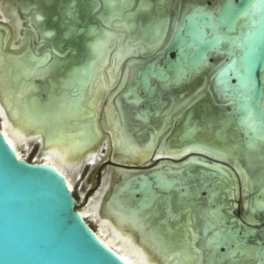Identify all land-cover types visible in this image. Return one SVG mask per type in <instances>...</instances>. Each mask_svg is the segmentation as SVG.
I'll use <instances>...</instances> for the list:
<instances>
[{
	"label": "water",
	"instance_id": "water-1",
	"mask_svg": "<svg viewBox=\"0 0 264 264\" xmlns=\"http://www.w3.org/2000/svg\"><path fill=\"white\" fill-rule=\"evenodd\" d=\"M84 1L82 5V0H64L60 13L43 11L40 8L42 0L29 6L33 7L30 8L31 14L24 19L27 23L31 18V23L40 32V38L36 43L24 44L14 56L22 58L27 52L42 53L45 50L42 56L52 54L53 68L42 79L26 77L23 92L30 95L29 101H25L28 108L32 98L33 105L43 111V115H53L62 102L78 103L81 98L80 85L88 81L91 67L100 56L98 45L119 33L123 37L114 53L127 50H134V53L125 60L127 63L130 61L131 76L118 98L132 107L130 111L134 112V118L146 122L150 109L156 116L163 115L159 105L154 103L156 98L160 96L167 105L170 97L164 93L175 89L176 97L184 98L187 90L182 87L199 76L203 79L201 85L195 86L183 101L192 99L185 111L203 91L221 111L222 118H228V129L239 145L235 149L246 155L253 148L259 155L257 159L264 156V0H175L172 12L169 10L166 15L159 14V10L154 8L155 3L158 5L163 1L151 0L156 15L155 24L160 22V27L164 22L166 24L165 29L157 27L158 32L149 33L140 32L133 25V15L143 4L139 0ZM228 3L233 6V11L227 23H224L221 17L224 15V5ZM72 4L77 9L78 22H68L75 24L78 35L65 40L62 33L67 18L63 13ZM85 6L86 14L83 13ZM197 9L211 13L214 19L197 14ZM42 11L45 12L42 15L46 22L40 20L38 23L36 19H41L39 12ZM166 17L167 21H164ZM120 24H123V28ZM28 25L29 22L23 29L24 40L29 38L31 31H27ZM54 31L60 33L62 42L50 45L45 42L46 34ZM27 64L33 65L31 62ZM66 81L67 86L64 85ZM136 106H139L138 109L134 108ZM195 134L193 128L180 131L178 126L172 137L178 135L188 142ZM188 154L173 161L187 163V160H192L189 163L200 165L198 173H192L190 169L185 171L188 178L197 179L199 184L182 185L177 177L167 179L168 173L154 169L167 158L155 160L153 156L152 160L160 162L130 175L132 181L128 195L139 205L148 207L157 200L155 189L162 190L164 187L159 184L166 180L169 189L180 192V198L187 195L183 201V205H190L188 209H183V213H186L193 205L199 209L209 202L213 195L212 188L218 187L224 175L231 179L232 185L228 189L232 190V194L227 189L222 190L220 196L204 208L207 216H210L208 208L224 210L223 227L216 231L223 230L222 235H210L212 241L219 240L212 247L217 255L216 264H223L227 257L241 260L242 264H264L256 251L247 257L239 253L231 255L238 244L242 247L249 243L254 247L260 244L259 249H264V240L257 232L264 229V211L262 207H257L258 203L264 204V184L251 195L250 202L254 208L250 207V210L253 215L244 214L240 200L243 188L237 169L230 162L206 153L192 151ZM119 167L138 170L136 166L126 164H119ZM261 171L264 173V163L260 165ZM236 183L239 189L237 196ZM190 187L192 191H189ZM192 192L203 193L194 198ZM236 204L239 205L238 210ZM167 205L170 208L171 203ZM254 209L259 212L255 213ZM162 211H166V207ZM180 213L176 212L174 217L180 219ZM166 215L169 216V212ZM247 217L255 220L254 224L251 225ZM248 227L252 228L251 231H248ZM0 264H127L100 239L80 214L76 197L66 178L44 162L19 158L1 127Z\"/></svg>",
	"mask_w": 264,
	"mask_h": 264
},
{
	"label": "bare ground",
	"instance_id": "bare-ground-1",
	"mask_svg": "<svg viewBox=\"0 0 264 264\" xmlns=\"http://www.w3.org/2000/svg\"><path fill=\"white\" fill-rule=\"evenodd\" d=\"M166 1L164 0L165 3ZM170 1V5L173 6L175 0ZM39 2L40 0H9L8 4L7 0H3L0 4L3 20L2 23L0 22V127L19 158L28 159L35 145L41 144V153L34 161L44 162L58 170L66 178L73 192L77 182L82 179L85 169L97 165L104 151L103 148L107 146L105 140L111 144L108 150L109 157L113 155L116 161L129 167L148 166L154 161L153 156L155 160L167 158L154 169L168 173L167 179L172 180V177H177L182 185L194 182L199 184L197 179L188 178L185 171L190 169L192 173H198L200 165L189 163L192 160H187V163L173 161L186 157L192 151L226 160L240 171L246 170L247 176L243 174L244 182L242 181L244 191L242 190L240 194L245 196V201L254 190L264 184L262 171L257 178L251 173V164L264 163V156L255 159L256 153L253 148L245 155L235 149L239 146L238 143L232 146L229 141H202L196 137L198 131L188 142L172 137L175 127L179 126L180 131L186 130L182 118L186 105L192 99L190 98L188 102L183 101L190 96L195 86L201 85L202 77L198 76L182 87L187 90L184 98L176 97V89L164 93L170 97V100L167 105L159 108L163 115L156 116L150 109L146 122L134 118V112L130 111L132 107L123 104L121 98H118L131 76L130 61L127 63L125 60L132 55V50H128V53L126 51L114 53L116 45L121 40L119 33L113 34L107 42L98 45L97 52L100 56L91 67L88 81L80 85L81 98L78 103L73 105L70 102H62L53 115L48 113L43 115V111L33 105L34 98H32L28 108L30 95L23 92L26 77L42 79L53 68L52 54L42 56L45 50L42 53L27 52L22 58L14 56L23 48L20 41L24 39L23 29L28 22L26 29L31 31L27 46L32 42L36 43L40 38V32L31 23V18L27 23L23 19L31 14L30 8L33 7L29 8V6ZM112 6L115 8L114 5ZM44 13L39 12L41 19H36L38 23L40 20H45L42 15ZM46 37L47 43L51 45L53 39L60 37V33L54 31L52 35L46 34ZM26 60L33 65L27 64ZM205 71L207 72L208 69L205 68ZM64 85L67 86L68 81ZM172 101L174 104L170 106ZM138 107L134 108L138 109ZM141 130L144 131L141 133ZM113 150L115 152L111 154ZM240 160L243 161V167L238 162ZM136 171L140 170L122 167L114 169L105 178L101 189L90 198L88 206L78 209L87 222H89L88 218H93L97 222L95 229L89 224L91 229L127 264H208L210 254L217 256L212 251V247H207L209 241H212L210 235L216 233L220 226L223 227L221 221L225 215L221 208L217 211L208 208L210 216H207L204 208L216 200L222 190L227 189L228 193L232 194V190L228 189V186L232 185L231 179L223 175L224 178H221L218 187L212 188L213 195L209 202L202 204L199 209L193 205L190 210L183 213V209L190 207L189 204L183 205L187 195L180 198V192L177 189H169L166 180L159 184L164 187L162 190L155 189L157 194L155 202L148 207L136 203L137 200L127 193L132 181L130 175ZM248 171L252 178L248 177ZM237 183L236 196L239 193ZM106 190L110 192L107 198H105ZM189 191H192V187ZM202 193L192 192L191 196L196 198ZM164 196H166L165 201ZM169 203H171L170 208L167 207ZM236 206L238 210V205ZM164 207L166 211H162ZM261 207L264 211V206ZM179 211L181 217L176 219L174 214ZM168 212V218L160 221L159 218ZM251 229L248 227V231ZM257 232L260 237L264 236V229ZM260 246L258 244L254 247L249 243L243 247L255 253ZM223 264H242V261L227 257Z\"/></svg>",
	"mask_w": 264,
	"mask_h": 264
},
{
	"label": "rangeland",
	"instance_id": "rangeland-1",
	"mask_svg": "<svg viewBox=\"0 0 264 264\" xmlns=\"http://www.w3.org/2000/svg\"><path fill=\"white\" fill-rule=\"evenodd\" d=\"M42 1L43 2H41L42 4L40 8H43V11L45 12L60 13L62 7V6L60 7V5L64 4V0H42ZM82 1H83L82 5H84L85 1L84 0ZM139 1L140 3L143 4L140 8L136 9L137 12L135 11L136 13L133 15L134 28L137 27L138 31L144 33L146 32L149 33V31L158 32L159 30L158 28L161 27L165 29L166 22H164L161 25V27H160V22H158L157 25L155 24L156 15L154 12L156 9H158L159 14L162 13L163 15H166V13H168L169 11V8L172 6L170 5L171 3L168 2L165 3L164 0H161L163 1L161 4L157 5L155 3L154 5L155 10H154L153 3L151 0H139ZM2 3L3 0H0V4ZM7 3L9 4V0H7ZM172 7H174V5ZM86 9L87 7L85 6L83 8V13L85 12V14L87 13ZM168 16L169 15H167V17ZM167 17L164 19V21H167ZM0 18H1V14H0ZM157 19H159V17H157ZM27 40L28 39L26 38L25 40L22 39L20 43L24 45L27 43ZM45 42L47 43L48 41L46 40ZM59 42H62L60 38H56L53 39L51 43H59ZM23 62H25V60ZM165 102L166 101L162 100L160 96H158V98H156V101H154V103L159 105V107L164 105ZM173 102L174 101H172V103L170 102V106L174 104ZM189 108L190 109H187L183 115L182 123L183 126L186 127V129L193 128L195 129L196 132L198 131L199 134L196 136L198 139L209 142L229 141L230 145L232 146L236 145L234 134L230 131V129H228V122H229L228 118L226 117L222 118L221 111L217 109L216 105L212 102V100L206 93L202 91L198 96V100L196 99L192 103V106H190ZM134 136L136 138V135ZM173 138H181V137L177 135ZM105 143H107V146L103 148L104 151L102 152V156L98 161L97 165L92 167L91 166L87 167L84 171L82 179L80 178V180L75 185L74 195L77 199V209L79 210L88 206L90 198L95 194L97 190L101 189V187L104 184L105 178L108 177L113 172L114 169L119 168V164H122L116 161L113 155L109 157L108 150L111 144H109L107 140H105ZM113 152L115 151L113 150L111 154H114ZM40 153H41V144H36L33 152L28 157V160L30 161L36 160L37 157L40 155ZM255 156L257 158L259 157V155L256 154ZM256 157L255 159L257 160ZM159 162L154 160V162L152 161L153 164L150 163V165L148 164V166L145 167L139 166L137 168L138 170H146L153 166H156V164ZM260 165L258 162V163H253L250 166L251 173L253 174L254 178H257L260 174V167H259ZM130 169H134V168H130ZM109 193H110L109 190L108 192L106 190L105 198L108 197ZM167 218H168L167 215H163L159 219L160 221H164ZM88 221L93 229L97 228V222L93 218H88ZM262 239L264 240V236L262 237Z\"/></svg>",
	"mask_w": 264,
	"mask_h": 264
},
{
	"label": "snow or ice",
	"instance_id": "snow-or-ice-1",
	"mask_svg": "<svg viewBox=\"0 0 264 264\" xmlns=\"http://www.w3.org/2000/svg\"><path fill=\"white\" fill-rule=\"evenodd\" d=\"M233 6L231 3L225 4L223 8L224 15L221 17V21L224 23H227L228 18L232 15ZM197 14L201 16H206L209 19H214L211 13L204 11L203 9H197ZM63 15L67 18L64 21V28L65 30L62 33V38L65 40L72 39L74 36L78 35V29L76 28L75 24H69V20L71 21H77L78 12L74 4L69 5L68 8L64 11ZM78 22V21H77ZM47 35H52V33H47ZM251 69V61H249V70ZM251 146V145H250ZM264 206L261 204H257V207ZM255 210V209H254ZM221 232H217L216 236L220 237L222 235ZM217 243H219V240H213L209 241L207 247L211 248L214 247ZM199 251V250H197ZM239 253L241 256H250L251 251L247 249L246 247H242L241 245H237L236 251L232 252L231 255L235 256ZM256 254L261 257L262 260H264V249H258L256 250ZM217 258L214 254H210L209 256V264H216Z\"/></svg>",
	"mask_w": 264,
	"mask_h": 264
},
{
	"label": "flooded vegetation",
	"instance_id": "flooded-vegetation-1",
	"mask_svg": "<svg viewBox=\"0 0 264 264\" xmlns=\"http://www.w3.org/2000/svg\"><path fill=\"white\" fill-rule=\"evenodd\" d=\"M167 2H168V3H169V2L171 3L170 0H167L166 3H167ZM171 8H172V7L169 8L170 12H172ZM0 14H1V12H0ZM1 18H2V14H1ZM1 18H0V21H3ZM23 19H24V18H23ZM123 24H124V23H123ZM123 24H122V26H121L122 28H123ZM125 26H128V25H125ZM120 35H121V39H122L123 36H122V34H120ZM126 53H128V50L126 51ZM133 53H134V51L132 50V55H133ZM132 55H131V56H132ZM127 58H129V57H127ZM127 58H126V59H127ZM102 109H103V107H102ZM235 156L241 157L240 155H235ZM238 162H240L241 165H242V167H243V165H244V164H243V161L240 160V161H238ZM238 166H239V164H238ZM237 171L239 172V175H240V178H241V182H242V181L244 182V176H247V171H246V170H244V171H240V170H238V169H237ZM243 174H244V176H243ZM245 174H246V175H245ZM248 177H249V178H252V177L250 176V172H249V171H248ZM250 187H251V186H250ZM243 191H244V190H243ZM251 195H252V194L249 195V199H251ZM243 198H244V199H243ZM249 199H247V201H245V200H246V199H245V196H244L243 194L240 196V200L242 201V203H241V210L243 211L244 214H247V215L252 216L253 213L251 212L250 207L254 206V204H252V203L250 202ZM241 201H240V202H241ZM244 201H245L246 203H245ZM245 204H246V205H245ZM242 205H243V206H242ZM250 205H251V206H250ZM238 207H239V205H238ZM247 207H249V208L247 209ZM245 209H246V210H245ZM247 218H248V219H247L248 222H250L251 225L254 224V221H255V220L252 221L249 217H247ZM247 220H246V221H247ZM250 220H251V221H250ZM252 222H253V223H252ZM263 225H264V224H263ZM263 225H262V227H263ZM252 227H253V226H252ZM259 227H261V226H259Z\"/></svg>",
	"mask_w": 264,
	"mask_h": 264
}]
</instances>
